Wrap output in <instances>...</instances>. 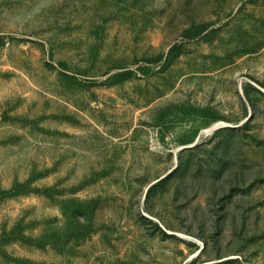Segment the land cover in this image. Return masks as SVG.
I'll use <instances>...</instances> for the list:
<instances>
[{
	"label": "rangeland",
	"instance_id": "1",
	"mask_svg": "<svg viewBox=\"0 0 264 264\" xmlns=\"http://www.w3.org/2000/svg\"><path fill=\"white\" fill-rule=\"evenodd\" d=\"M0 264H264V0H0Z\"/></svg>",
	"mask_w": 264,
	"mask_h": 264
}]
</instances>
